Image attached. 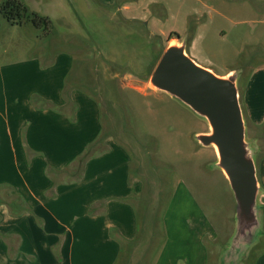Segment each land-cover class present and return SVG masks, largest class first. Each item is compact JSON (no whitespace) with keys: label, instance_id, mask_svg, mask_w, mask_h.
Returning a JSON list of instances; mask_svg holds the SVG:
<instances>
[{"label":"crops","instance_id":"obj_1","mask_svg":"<svg viewBox=\"0 0 264 264\" xmlns=\"http://www.w3.org/2000/svg\"><path fill=\"white\" fill-rule=\"evenodd\" d=\"M74 1L79 5V0L60 4L74 7L75 13L79 7ZM81 1L86 20L90 13L102 19L111 15V21L117 16L107 15V9L99 5L111 7V2ZM258 1H262L264 12V0ZM202 4L207 7L206 2ZM209 9L210 20L224 17L216 6ZM72 22L75 30L79 29L75 18ZM250 22L261 23L255 18ZM88 23L85 27L94 38L106 39L105 47L99 44L103 59L123 64L121 58L113 56L121 41ZM11 26L10 34H15L16 28L26 24ZM173 39L180 41L179 37ZM26 50L25 45L17 48L13 44L3 52L5 61H0V264H120L127 247L139 242L143 233L140 206L147 190L145 183L134 170L126 146L114 136L104 135L100 101L79 83L78 52L43 49L37 53L42 55L31 58L25 56ZM85 51L83 64L94 58L92 52ZM50 53L54 55L46 56ZM119 54L124 55L121 49ZM251 55L248 62L255 58L257 64L244 67L251 72L240 99L251 125L261 128L264 45ZM234 71L228 70L225 76ZM92 145L96 149L77 171L79 160ZM256 167L259 227L253 241L233 249L237 213L232 231L224 230L225 225L217 228L181 181L154 218L161 238L166 239L159 243L151 264H210L211 256L218 260L220 238L228 240L220 264H245L257 246L261 249L253 264H264V154Z\"/></svg>","mask_w":264,"mask_h":264},{"label":"rangeland","instance_id":"obj_2","mask_svg":"<svg viewBox=\"0 0 264 264\" xmlns=\"http://www.w3.org/2000/svg\"><path fill=\"white\" fill-rule=\"evenodd\" d=\"M4 1L0 0V5ZM61 1L65 3V0H23L31 11L50 19L49 25L40 29L27 23L23 28H16L15 34H10L13 26L2 19L0 61H5L7 55L3 52L13 44L17 48L21 45L28 47L25 56L31 58L42 55L37 53L43 49L65 54L71 49L78 52L79 83L100 101L104 135H112L126 146L133 168L147 188L140 206L144 217L141 239L127 247L120 264H151L159 243H165L166 239L161 238L154 218L182 182L190 188L195 203L202 205L217 228L225 225L224 230L229 228L232 231L237 209L233 191L218 167L215 148L203 146L198 139L199 135L211 132L208 121L154 87L151 76L173 42L172 34H176L180 38V41L173 39L176 44H183L188 55L201 66L226 78L229 77L225 76L228 70H235L232 75L240 95L251 72L244 67L257 64L255 58L248 60L251 53L261 51L264 45L262 1L106 0L113 6L99 5L107 9V15L117 13L112 21L111 15L102 19L96 13H90L86 20L82 12L86 7L81 0L79 5L74 1L79 7L75 13L74 7L62 6ZM96 2L98 0L93 1ZM202 2H206L207 7ZM210 6H216L224 17L210 20ZM118 8L121 11L117 12ZM72 14L76 16L73 19L78 21L79 29L75 30ZM253 18L261 23L252 24ZM88 22L92 24L91 28L97 26L99 32L107 30L121 41L113 56L121 58L123 64L103 59L99 44L105 47L106 39L94 38L91 30L85 27ZM72 31L75 32L70 36ZM120 49L124 53L122 57ZM85 50L92 52L94 58L83 64L81 56H86ZM242 111L246 142L257 163L264 154V126L251 125L243 106ZM192 207L193 203L190 204L191 211ZM227 242V239L220 238L216 245L218 253L225 249ZM260 249L257 246V250ZM221 252L218 260L211 256L210 264H220Z\"/></svg>","mask_w":264,"mask_h":264},{"label":"water","instance_id":"obj_3","mask_svg":"<svg viewBox=\"0 0 264 264\" xmlns=\"http://www.w3.org/2000/svg\"><path fill=\"white\" fill-rule=\"evenodd\" d=\"M151 83L206 119L211 132L198 136L206 147L216 146L218 167L227 177L237 209L233 249L254 240L259 227V183L256 161L246 142V128L236 79L214 73L192 59L184 45L163 53Z\"/></svg>","mask_w":264,"mask_h":264},{"label":"trees","instance_id":"obj_4","mask_svg":"<svg viewBox=\"0 0 264 264\" xmlns=\"http://www.w3.org/2000/svg\"><path fill=\"white\" fill-rule=\"evenodd\" d=\"M0 30L2 28V19L12 25H24L27 23L32 24L37 29H40L42 27H46L51 22L49 18L43 17L40 14L31 11L28 6L23 2V0H5L0 5ZM174 37H178L176 34H172L171 39ZM104 139H101L102 143ZM99 143V144H100ZM96 149V145H92L85 155L79 160V163L77 165V171H81L82 167L85 163V161L91 157L92 152ZM259 251L257 250V247L253 249L249 256L247 257V260L245 264H253V260L257 258Z\"/></svg>","mask_w":264,"mask_h":264},{"label":"bare ground","instance_id":"obj_5","mask_svg":"<svg viewBox=\"0 0 264 264\" xmlns=\"http://www.w3.org/2000/svg\"><path fill=\"white\" fill-rule=\"evenodd\" d=\"M171 45H172V46H176V41L171 42ZM214 148H215V150H216V152H217V147L214 146Z\"/></svg>","mask_w":264,"mask_h":264}]
</instances>
